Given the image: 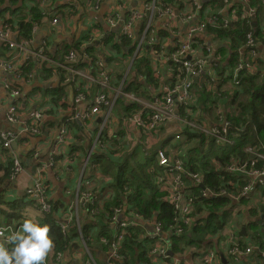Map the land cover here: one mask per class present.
<instances>
[{
  "label": "crops",
  "instance_id": "obj_1",
  "mask_svg": "<svg viewBox=\"0 0 264 264\" xmlns=\"http://www.w3.org/2000/svg\"><path fill=\"white\" fill-rule=\"evenodd\" d=\"M120 1L102 0L99 8L93 7L89 0H57L51 7L47 6L50 0H23L16 5L9 0L0 1V27L2 23L12 19L16 23L21 21L20 18L27 16L33 7L44 8L42 13L47 17L36 22L30 35H24L20 26L12 24V39L15 42H25L31 50L44 49L49 59L60 60L62 64L32 57L26 62L22 55H17L19 52L8 51L0 43V61L15 60L16 66L25 68L21 78L13 76L11 79L7 72L0 69V192L6 190L5 197L10 201L19 199L18 201L28 203L25 210L18 211L25 216L22 220H32L39 213L42 214L37 217L40 219L46 212L43 213L29 202L26 191L37 181L46 186V198L60 229L57 231H61V226L69 223V220L74 223L67 235L63 236V248L58 250L64 253L60 264L88 262L89 256L82 244V237H91L89 247L97 262L107 263L109 249L101 240L107 224L103 222V225L101 218L86 216L88 205L82 200L86 193H104L105 204L110 205L121 194L118 187L110 183L115 181L116 173L121 171L122 166L135 170L144 166V157L148 164L153 159V152L159 147L164 146L174 151H178L180 147L175 139V135L182 132L183 126L180 123H164L156 132L149 133L148 137V133L131 119L139 106L120 94L124 91L141 97L140 93L144 92L143 95L147 93L151 99L161 92L164 84L176 80L169 71L165 55L153 54L155 58L147 61L155 81L147 82L145 74L141 72V64L139 66V61L136 60L144 57V50L136 55L134 53L144 19L136 20L133 24V48L119 40L121 46L118 51L110 46L118 41L111 39L110 45L103 41L111 33L120 35V24L114 26L110 23L111 12ZM153 1L163 4L162 0H151V3ZM146 2L148 0H125L128 9L142 8ZM198 2L202 5L200 8L192 7L189 0L174 1L166 5L169 8L167 15L156 20L157 29L168 30L167 40L164 42L166 45L171 46L173 42L183 40L188 26L203 21L204 14L207 16L215 13H220L222 19L219 17V20L227 21L228 25L234 23L237 27V21H245L248 33H252L255 40L252 49L247 42L234 49L230 37L224 38L214 31L198 35L200 44L195 56L205 58L207 65L204 74L192 79L194 101L200 97V119H196L201 121L200 126L220 127L227 118L229 109H234L242 100L249 101L247 93L234 95L241 85L236 82L237 78L241 82L237 65L247 67L258 84L264 82V0H228L229 4L225 2L222 6L208 0ZM30 14L25 22L32 18V13ZM17 15H21L19 20L15 19ZM126 15L127 11L123 13L124 20ZM72 50L77 56L76 60L69 62L64 56ZM131 51L133 56L129 55ZM96 60L102 61L101 68ZM230 62H233L232 67L229 66ZM66 66L78 67L88 78L81 75L75 78L69 76ZM143 68L145 70V66ZM100 71L105 73L103 77H109V86L106 88L100 84ZM206 88L214 90L216 110L209 107V102H203ZM14 91L19 95H15ZM101 93L113 105L100 104L98 112L92 114L95 98ZM15 104L18 105V114L16 120L11 121L9 110ZM181 107V104L178 105V113H181ZM37 112L43 115L38 130H24L25 124L30 123ZM8 132L15 134L16 140L9 148H5L1 137ZM14 159L19 160L23 171L12 179L10 169ZM3 169H8L9 173L4 174ZM254 187L248 200L230 199L215 216L211 215L209 207L201 203L202 206H195L193 221L209 217L220 218L224 228L215 235L207 236L200 243L201 246L188 247V241L169 238L167 244L173 252L169 260L178 264H205L203 257L210 249L217 255L215 264H255L259 256L255 246L261 242L259 236L264 232V187ZM102 203L103 201H94V205ZM72 208H78V212ZM69 209H72L71 213H68ZM2 217L4 216L0 215ZM22 220H11L14 225L11 231H16V225ZM155 220L156 217H153L151 223ZM77 224L81 225L80 228ZM151 229L152 224L140 228L141 237ZM2 239L3 236H0V240ZM143 240V243H138L133 254L134 264L148 259L146 240ZM141 244L146 247L141 248ZM238 244L244 249L251 247L252 252L237 260L229 251ZM177 245L179 250L175 251L173 247ZM58 251L53 248L49 253L54 254V263ZM122 252L127 256L124 248ZM129 258L131 260L132 257ZM156 260L160 261L161 258ZM46 263L49 264L48 260Z\"/></svg>",
  "mask_w": 264,
  "mask_h": 264
},
{
  "label": "built area",
  "instance_id": "obj_2",
  "mask_svg": "<svg viewBox=\"0 0 264 264\" xmlns=\"http://www.w3.org/2000/svg\"><path fill=\"white\" fill-rule=\"evenodd\" d=\"M198 1L199 0H189V3L192 7L200 8L202 5H200ZM89 2H91L95 8H99L102 4V0H89ZM224 2L229 4L228 0H224ZM166 7L167 6L165 4H157L155 1H153L152 3L146 2L142 8L128 9L125 0H121L111 12L110 23L114 26L120 24V35L133 39L134 22L136 20L144 19L145 22L141 31L142 36L136 41L134 54L136 55L146 47L147 49H150L152 54L161 55L158 50L151 48L150 45L155 42L158 36L156 18L165 17L167 15L169 8ZM125 11L128 12V16H125L126 20H124L123 16ZM146 12H149V14L146 15ZM145 16H148V18L145 19ZM19 17H21V15H17L15 19L17 18V20H19ZM189 18H191V15ZM218 21L219 16L216 14L207 18V23L210 24H215ZM223 22L228 23L225 20ZM207 23L204 20V22L199 21L198 23L189 25L185 38L183 40H179L177 43L173 42L171 45L173 47V51L164 54L166 62L169 64V71L171 74H173L171 71L173 70L172 67L179 66L181 70L186 72L189 78H179V76L176 75V80L164 84L161 88V92L151 99L140 97L138 94H127L124 91L120 92L122 96L129 98V100L139 106L138 111L132 116L131 119L139 128L144 129L145 132H156L162 124L170 121H176L183 127L184 124H187L190 127L189 129H197L200 132L216 137V141L221 145L233 144L235 142L233 137H241V133L229 132V122L227 118L224 119L222 126L208 128L205 126H200L201 124L199 125L195 123L192 119H185L182 114L180 112L178 113L177 111L179 109L178 105L180 104L187 108L190 104L194 103L192 79L197 78L205 73L207 60L205 58L195 56V52L198 47H195V39L199 34L206 31ZM13 32L14 27L11 22L7 21L1 24L0 43L5 49L8 51L13 50L14 52H19H16L17 55H22V57L26 59V62H28L30 57H32L44 62L55 63L62 66V64H60V60L49 59L44 49L35 51L28 48L25 42H15L12 39ZM247 37V45L251 49L254 48L255 40L253 34L248 33ZM165 46L166 44L163 42L162 48ZM252 53L254 52L252 51ZM76 56V52L72 50L67 55H65L64 58L71 62L76 60ZM98 60H96V63L101 68L102 61ZM241 67L242 64H239L237 70H239ZM65 68L68 69L69 76L73 78L79 75L88 78V75L82 72L78 67L66 66ZM0 69L7 72V74L10 76V79L13 76L15 78H21L25 70L23 67L21 69L20 66H16L15 60L9 61L6 59L4 61H0ZM104 75L105 73L100 71L98 76L101 77V86L106 88L109 86V77H103ZM236 82L239 83L240 80L237 78ZM14 93L15 95H19L17 91H14ZM100 104L113 105L107 96L104 93H101L95 98V105L91 109L92 114L98 112ZM17 114L18 105L15 104V106L9 110V119L11 121H15ZM219 115L221 116V114ZM42 117L43 115L41 113H35L32 121L25 124L24 130L31 132L37 131ZM181 136L182 133L178 132L175 135V139L180 141L182 140ZM1 138L5 148H9L12 145V142L16 140L15 134L11 132L3 133ZM263 148L258 149L253 148L252 146H247L245 150L249 154L248 160H245L239 164L236 161L237 158L233 159V161L225 168V172H228H226V174L223 173L224 168L222 167L223 172L221 175L224 180H226V184L224 183L225 186L219 188L218 190L205 187L203 185V178L197 172H193L184 168L183 161L176 157V151L171 150L172 155L170 156L168 154L169 150L166 147L158 148V165L164 168V171L157 175L156 183L161 190L171 192V197L177 201L175 207L180 210V213L173 219L172 223L165 225L162 221L155 220L153 223H151L152 219H143L138 214V212L130 209L121 202L117 203L118 206L107 209L108 225L105 227V231L108 232L104 234L103 238L101 239L109 249L107 253L109 256L106 258L107 263L105 264H122V262H125L127 259L122 250L124 248V250L128 252L127 247L124 245L126 236L131 235L137 240L139 237L138 230L140 228H144V225L148 226V224H152V229L147 231L146 235L143 237L146 240V245L148 248V259L140 260L137 262V264H178V262H172L169 260V256L171 255L169 254L170 247L167 244V240L174 236H184L188 229L193 225L192 204L196 203L199 198H203L205 200L221 196H228L234 201L248 200L250 198L251 191L255 188L254 186L257 185L264 187V164L261 167H256L258 163L264 162ZM172 160H175V163H172ZM22 171L23 168L21 163L19 160L14 159L10 169V177L15 179L22 173ZM228 174L229 176L236 177L237 182L245 180L246 183L242 186L238 185L239 189L237 186L231 187V185H234V182L230 181L229 183ZM185 177L189 179L188 182L190 184H186L184 181ZM195 188L200 189V195L196 196ZM26 192L29 199L34 202V205L38 209L46 213L52 212L51 204L46 198L47 188L41 182L37 181L32 187H28ZM82 200H85L88 205L86 216L92 218H101L100 212L103 206H101V204L94 205V201H103L105 203L106 196L104 193L89 192L84 195ZM90 205L95 207L90 208ZM72 209H69L68 213H71ZM73 210L78 212V208ZM21 225L22 224L16 225L17 230ZM73 225V221L69 220V223L61 226V232L63 236L67 235L69 229ZM77 225L80 228L81 225ZM262 226L264 228V221ZM186 228L188 229L186 230ZM135 234H137V236H135ZM90 240L91 237H82V244L85 246V252L89 256V260L85 264H99L89 247ZM255 247L258 255L264 256V236L262 238V242L257 244ZM250 252H252L251 247L244 249L238 244L231 247L229 254L236 256L238 260L240 256L249 254ZM47 258L46 260H48ZM156 258H161V260L157 261ZM216 258V253L214 251H210L209 249L206 251L203 260L205 264H215ZM63 259V251H58L55 254L56 262L53 263L60 264L62 263Z\"/></svg>",
  "mask_w": 264,
  "mask_h": 264
},
{
  "label": "trees",
  "instance_id": "obj_3",
  "mask_svg": "<svg viewBox=\"0 0 264 264\" xmlns=\"http://www.w3.org/2000/svg\"><path fill=\"white\" fill-rule=\"evenodd\" d=\"M3 1V0H0ZM13 4H17L20 1L23 0H9ZM57 0H50V4L47 5L48 7H51L53 3H55ZM178 1L183 2V0H162L163 4L168 5L171 2ZM211 3H214L217 6H222L225 4L224 0H208ZM147 3H151V0H148ZM44 8L39 7H33L30 9V12L32 13V18L30 21L25 22L27 16L31 15L30 12L27 14V16H22L20 19L21 21L15 22L14 19L10 20L13 25H18L21 27V29L24 31V35H30L32 33L35 22H40L44 18H46L42 10ZM240 9V8H239ZM242 10L240 9L241 13ZM149 12H146V15H148ZM216 15H219L220 19V13H215ZM215 14H210L205 16L204 14V20L207 23V18L210 16H213ZM128 16V15H127ZM145 19L148 18V16L144 17ZM156 18V17H155ZM158 18H156L157 20ZM203 20V22H204ZM247 23L245 21L239 22L237 21V27L234 23H224L223 21L219 20L215 24L207 23V31H214L219 36H223L224 38L230 37L232 47L234 49L240 47L241 45H245L246 42H248V31ZM158 37L153 42L150 47L154 48L155 50H158L161 55H164L165 53H170L173 51V47L170 45H166L164 48H162V43L165 42V39L168 35V30L166 29H157ZM142 36V33L140 34L139 38L136 39L139 40ZM114 40L116 43H113L112 45L109 44L110 40ZM135 39V36L133 39H130L125 36L118 35L117 33H111V36H107L103 39L105 43L110 45L112 48L119 51L121 44L119 43V40L126 46H132L133 41ZM195 47L200 44L199 37L195 39ZM66 51H69V47L66 49ZM130 56H133V51L129 52ZM159 56V55H158ZM236 56V54H235ZM142 59L136 60V62L139 61V66L141 64V72L145 74L146 81L151 83L152 81H155V79L151 75V71L149 68V65L147 61H150L155 58V55L151 54L150 49L144 48V57H141ZM142 62V63H141ZM239 62V61H238ZM237 64V63H236ZM169 65V64H168ZM145 66V70L144 67ZM229 66H233V62L229 63ZM239 64L237 65V67ZM236 67V65H235ZM236 67V68H237ZM172 73L174 74L175 78L176 75L179 76V78H189L188 75L184 70H181L179 66H173ZM239 77L241 78V82H239L240 88H237L234 92V95L247 93L249 101L242 100L240 101L234 109H229L227 111V120L229 122L228 124V130L229 132H235V133H241V137H233L235 142L233 144H224L221 145L219 142L216 141V137L212 135L205 134L203 132H200L197 129H189V125L184 124V127L181 129L182 133V140L178 141L179 149L176 151L177 155L176 157L181 159L183 161V166L187 170L197 172L202 178H203V185L205 187H210L213 190H218L221 187H224V183L226 184V180L222 177L221 173L223 172L222 167L225 168L228 164H230L233 159L237 158V162L241 164V162H244L245 160L249 159V154L246 152L245 148L247 146H252L253 148L262 149L264 147V82L261 84H258L255 81V78L253 75L248 71L247 67L242 66L239 70ZM159 82V80H156ZM132 91L131 89H129ZM207 90V91H206ZM204 92H206L205 95V103H208L209 107L212 108V110H216L217 103L216 100L213 98L214 90L210 88H206ZM144 93V92H143ZM141 97L149 99L150 96L145 93ZM222 93H220L221 95ZM199 98H196L194 103L190 104L187 108L182 106L180 108L181 113L183 117L187 120L192 119L195 123L199 124V122L196 118L200 119V101ZM138 108L135 110L137 111ZM134 111V112H135ZM198 113V114H197ZM133 114V113H132ZM219 115V114H216ZM162 126V125H161ZM144 130V129H143ZM145 131V130H144ZM149 133L147 136L149 137ZM218 146H221L218 147ZM220 148V150L217 153H212L210 156H206L207 150ZM168 154L171 156L172 151L168 149ZM264 151V148H263ZM212 162L215 164L212 165ZM172 163H175V160H172ZM152 164H155L153 162ZM263 163H258L256 167H261ZM4 170V169H3ZM137 170V171H136ZM164 171V168L154 166L151 169L147 170L146 166H141L138 169H133L131 172L126 168V166H122L121 171H118L115 176V181L113 182V185L117 186L118 189L121 191V194H118L114 200H112V203L110 205L105 204L104 202L101 204V223L104 225L108 222L107 220V209H110V207L113 204H117L118 202H123L125 204V201L129 206H131L132 209L137 210L138 214L143 219H152L153 217H157L158 221L164 222L165 225H168L173 222V219L178 216L180 213V210L175 207L177 204V201L174 200L171 197V192H166L161 189H159L158 184L155 182L157 175ZM129 173L127 175V173ZM8 174L9 170L5 169L4 174ZM228 173V172H227ZM188 178L185 177L184 181L188 182ZM228 181L234 182V185L237 186L244 185L246 181H239L237 182L236 177L229 176L228 174ZM129 184V191L124 190V184ZM239 189V187H238ZM5 191L2 190L0 192V215L4 216L5 218L11 219V220H22L25 219L24 214L19 213L18 211L25 210L28 203L26 201H18L19 199L15 200H8L5 197ZM196 196L200 195V189L195 188ZM126 193V196H125ZM230 202V198L228 196H221V197H215L213 199H203L199 198L196 203L192 204V208L194 209L197 205H203L209 207L210 213H212V216H215L219 210L223 209L228 203ZM201 203V204H200ZM201 205V206H202ZM225 205V206H224ZM22 212V211H21ZM22 214V216H20ZM218 215V214H217ZM192 216L194 218V213L192 212ZM34 222H40V223H47L50 226V235L53 237L54 240V249L61 250L64 245L63 235L61 231L57 227L56 219L54 218L52 213H46L44 214L40 219L34 218L32 219ZM24 221V220H22ZM104 222V223H103ZM55 228H57L55 230ZM224 228V223L218 219H214L213 217L210 219L205 218L204 220L201 219L199 221L194 220L193 225L188 229L186 234L181 237L174 236L173 239L177 241H188L189 243L188 247L191 246H201L200 243L203 242L207 236L215 235L219 233ZM104 232H102L103 236ZM137 236V234H135ZM264 236V233H261L260 241L262 242V238ZM135 237L132 236H126V239L124 243H126V247L129 252H127V255L131 258L128 259V256H126V259H128L125 264H134L133 262V254L136 252V247L138 243H143L144 238L139 237L137 240H133ZM177 238V239H176ZM175 251L179 250L178 245L173 247ZM133 250V251H131ZM52 258H54V254H50ZM255 264H264V256H257V261Z\"/></svg>",
  "mask_w": 264,
  "mask_h": 264
},
{
  "label": "clouds",
  "instance_id": "obj_4",
  "mask_svg": "<svg viewBox=\"0 0 264 264\" xmlns=\"http://www.w3.org/2000/svg\"><path fill=\"white\" fill-rule=\"evenodd\" d=\"M159 148H164V146ZM152 156L153 159L150 160V163L152 164L153 162H155V164H152V166L154 167L158 165L159 160L157 157V149L153 152ZM155 156L157 157V159H155ZM213 163L214 162H212V165ZM158 167L160 166L158 165ZM129 172H131V169L129 170ZM124 190L129 191L128 183L124 184ZM29 202L33 203L34 205V202H32L30 199ZM125 205L132 209L126 201ZM20 224L22 225L16 231H10L7 234L0 233V235L3 236V239L0 240V264H46V258L54 247V240L50 235V226L47 223L34 222L31 219H26ZM106 224L108 225V223ZM103 232L104 234H106L108 231L104 230ZM138 233L141 237L142 233L140 229L138 230ZM133 240L136 239L134 238ZM125 244L126 243H124V245Z\"/></svg>",
  "mask_w": 264,
  "mask_h": 264
},
{
  "label": "rangeland",
  "instance_id": "obj_5",
  "mask_svg": "<svg viewBox=\"0 0 264 264\" xmlns=\"http://www.w3.org/2000/svg\"><path fill=\"white\" fill-rule=\"evenodd\" d=\"M218 147H220L221 148V146H218ZM215 148V149H209V150H207V152H206V156H210L212 153H217V152H219L220 150H222V149H220V148ZM144 161H143V164H144V166H146V168H147V170H149V169H151L153 166H152V164L149 162L148 164H147V160H146V157H144ZM213 165H214V163H213ZM131 171H132V169H131ZM137 171V170H136ZM156 182V181H155ZM93 201V200H92ZM106 203V202H105ZM115 206H118L116 203L115 204H113L111 207H115ZM127 206V205H126ZM93 207H95V206H92V205H90V208H93ZM44 213V212H43ZM42 214H38L37 216H36V218L37 217H39V216H41ZM0 233H4V234H7L8 232H10L12 229H14V225H12V223H11V220L9 219V220H7L6 218H4V217H2V218H0ZM0 236H2V235H0ZM141 243V242H140ZM146 246H145V244H141V248H145ZM48 262H49V264H52L53 263V258L51 257V255L49 254V256H48Z\"/></svg>",
  "mask_w": 264,
  "mask_h": 264
},
{
  "label": "water",
  "instance_id": "obj_6",
  "mask_svg": "<svg viewBox=\"0 0 264 264\" xmlns=\"http://www.w3.org/2000/svg\"><path fill=\"white\" fill-rule=\"evenodd\" d=\"M243 231H244V228H243ZM170 254H173V252L171 251ZM220 255H222L221 252H220Z\"/></svg>",
  "mask_w": 264,
  "mask_h": 264
}]
</instances>
